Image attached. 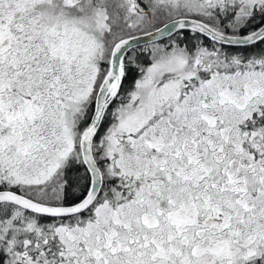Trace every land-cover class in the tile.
Returning a JSON list of instances; mask_svg holds the SVG:
<instances>
[{
  "label": "snow or ice",
  "instance_id": "obj_1",
  "mask_svg": "<svg viewBox=\"0 0 264 264\" xmlns=\"http://www.w3.org/2000/svg\"><path fill=\"white\" fill-rule=\"evenodd\" d=\"M0 264H264V0H0Z\"/></svg>",
  "mask_w": 264,
  "mask_h": 264
}]
</instances>
